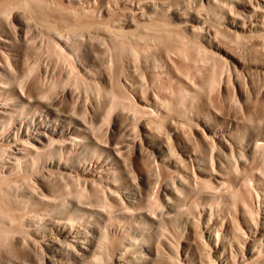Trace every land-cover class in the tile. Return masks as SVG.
I'll return each instance as SVG.
<instances>
[{
  "label": "bare ground",
  "instance_id": "1",
  "mask_svg": "<svg viewBox=\"0 0 264 264\" xmlns=\"http://www.w3.org/2000/svg\"><path fill=\"white\" fill-rule=\"evenodd\" d=\"M12 1L0 0V47L9 43L1 35L3 28L15 25L14 31L21 32L26 25L21 18L23 10L19 11L22 6L16 10L18 4ZM159 1L127 0L116 9H95L96 27L102 29L110 30L107 17L120 14L115 29L109 33L99 30L109 37L103 42L104 50L111 45L112 49L116 42H130L133 28L144 33L153 26L163 28L168 35L200 36L201 31L213 28L208 21L212 17L220 23L217 28L220 25L240 39L244 47L264 53V0H230L229 7L224 0H184L186 8ZM62 2L70 8L63 16L73 21L77 11L96 7L90 6V1ZM203 9L208 10L203 13ZM50 27L58 58L70 59L77 48L74 42L81 40L82 44L83 37H77L75 29V36L66 33L67 25ZM200 39L211 50H205L199 61L215 65L218 56L223 61L226 70L220 75L219 90L224 96L229 82L240 79L238 67L246 64L241 56L204 34ZM69 67L74 66L69 63ZM80 71L94 76L84 65ZM243 79L242 87L248 83V77ZM237 83L241 108L248 111L251 91L248 94L241 82ZM123 86L129 110H110L105 118V139L90 131L81 119L68 121L51 110L23 118L21 103L26 95L22 90L15 89L13 97L0 99L1 138L14 160L24 163L31 173L38 174L44 168L49 174L78 179L87 189L96 187L101 192L98 203L76 199L75 195L66 200L68 192H55L44 170L36 174L39 194H35L41 213L48 215L39 221L31 215L20 223V234L27 235L39 251L35 254L33 250L34 256L43 254L39 257L45 264H264V174L253 165L256 157L264 158V131L249 132L251 124L224 115L206 95L199 94L195 84H189L171 101L166 98L164 104L147 92H136L127 81ZM61 96L80 103L71 87L65 86ZM177 101L184 111L171 106ZM240 127L245 133L239 132ZM121 133L125 137L119 140ZM49 144L62 153L57 157L43 153ZM4 196L3 202L0 199L2 217L13 210L10 202H18L24 210L29 205L30 196L24 192L7 195L8 203ZM3 218L0 222L4 220V225Z\"/></svg>",
  "mask_w": 264,
  "mask_h": 264
},
{
  "label": "rangeland",
  "instance_id": "2",
  "mask_svg": "<svg viewBox=\"0 0 264 264\" xmlns=\"http://www.w3.org/2000/svg\"><path fill=\"white\" fill-rule=\"evenodd\" d=\"M26 1H12L15 6L19 5L15 7L16 10L22 6L19 11L23 10L21 15L24 16L21 18L26 24L25 28L23 27L21 32L14 31L15 25L3 28L1 35L8 39L9 43L0 47V99L5 100L13 97L12 92H15V89L22 90L26 95V99L21 103L24 111L23 118H30L33 113L46 114V110H51L68 121L76 118L81 119L90 131L105 139L107 128L105 118H108L109 113L121 109L129 110V100L124 99V95H122L123 82L127 81L128 85H131L136 92H147L148 95H153L162 104L165 103L166 98L170 100L173 99V96L183 93L189 84H195L199 94L206 95L224 115L237 118L240 122L242 120L243 124H251L254 129L251 127L249 132L256 134L257 131V133L264 131V53L244 47V44L239 41L240 39L237 40L233 35L231 36L222 27L220 28V25L218 26L220 29L217 30V24L220 23L215 18L210 17L208 20L213 28L201 32H204L203 34L211 41L219 43L220 46L236 54L237 57L241 56L240 58L244 59L241 60L246 65L238 67V73L241 74L240 76L238 74L240 79L237 78V81L241 82L240 86L242 87L243 78L248 77V83L244 85L248 84L249 87H245L247 90L244 89V85L242 87L245 92L249 89L251 91V93L247 92L250 93L249 97L252 96L248 101V106L250 104L248 111L242 110V102L235 92L238 86L237 81L229 82L227 93L224 96L221 94L222 92L219 90L222 88L220 75L226 70L222 59L218 56L215 65L199 61L198 58L203 57L206 53L205 50H211L207 44L205 47L202 45L200 37L203 34L193 36L192 34L185 35L174 32L168 35L163 33V28H153V26L151 29H148L150 27L145 28L148 31L142 33L141 28H133L135 32L133 34V31L129 32L130 42H116L118 45L113 43L115 44L113 48L117 45L115 49H111V45L110 49L104 50L103 42H107L109 37L99 30L109 33L110 30L115 29L120 22V14L116 12L107 17L110 30L102 29L96 27L98 20L95 9L102 6L116 9L117 6L122 7L127 0H83L86 4L90 1V6L96 7H91L88 11H77L74 17L75 21L63 16L66 10L70 9L67 8L66 2L67 7L64 2L60 3V0H28L29 5ZM160 2L181 8H186L188 5L184 0H160ZM223 3L229 7L230 0H224ZM46 10H49L51 14L55 10L53 12L55 14L47 15L49 11ZM206 10L208 9H203L202 12L206 13ZM47 19L50 21L47 22ZM65 24L67 25L66 33L75 36L73 31L75 29L78 30L76 36L84 39L82 44L81 40L77 41L79 44L74 42L73 45L76 44L77 48L74 46L73 56L66 60L58 58L59 53L54 48L51 36L53 31H48L51 30L48 29L50 26V28L53 26L66 28ZM215 30L218 31V34L215 33ZM139 33H142L141 37L138 36ZM111 50H113L111 53L113 58H109L111 55H108ZM110 59H112L111 62H109ZM69 63L74 66V69L69 67ZM80 65L88 68L94 76L90 77L81 73ZM108 77L110 81H108ZM103 78H106L107 82H104ZM65 86L71 87L77 92L80 103L61 96ZM234 88L236 89L234 90ZM257 93L259 96L256 95ZM171 106L175 108L174 110L184 111L178 101ZM239 132L245 133L244 128L240 127ZM124 137L125 135L122 133L118 135L119 140ZM8 146L2 140L0 133V199L3 202L4 195H6L8 203L11 196L15 197L21 192L30 197L27 200L29 205L26 210L21 209L18 202H10L13 209L7 211H10V214L5 213L3 216L5 218L0 214V217L5 219L4 225L3 219V223L0 222V228L5 233L0 229L2 232H0V264H45L43 257H39L43 254L35 255L38 256L35 259L34 247L29 243L28 236L24 237L23 234H20V223L25 219L28 220L33 215L38 216L36 219L39 221L41 217L48 215L41 213L42 205L35 194V192L39 194L38 181H36L37 173H31L25 169L24 163L14 160L10 150L7 151L10 149ZM43 153L50 157H57L62 151L57 149L55 144H49ZM261 158L256 157L253 165L257 171L264 174V158ZM8 160L15 164L9 166ZM3 162L4 164H2ZM43 170L40 169L41 172H44H42L43 175L47 179L49 178L55 192H65V194L68 192L64 199L68 200L75 195L76 199L86 198L87 201L91 200L94 203L101 200V192L96 187L90 190L85 187L84 182L78 179L49 174V170L44 168ZM40 171L37 175L42 174ZM83 194L84 196H81ZM28 243L33 249L29 247ZM36 250L38 249L35 248V254L39 252ZM34 260L37 261L34 262Z\"/></svg>",
  "mask_w": 264,
  "mask_h": 264
}]
</instances>
